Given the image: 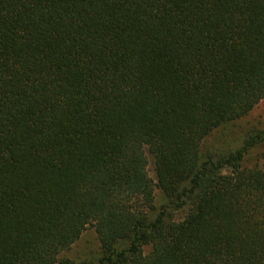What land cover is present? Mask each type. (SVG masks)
<instances>
[{
  "label": "trees",
  "instance_id": "trees-1",
  "mask_svg": "<svg viewBox=\"0 0 264 264\" xmlns=\"http://www.w3.org/2000/svg\"><path fill=\"white\" fill-rule=\"evenodd\" d=\"M262 99L264 0H0V264H264Z\"/></svg>",
  "mask_w": 264,
  "mask_h": 264
},
{
  "label": "rangeland",
  "instance_id": "rangeland-1",
  "mask_svg": "<svg viewBox=\"0 0 264 264\" xmlns=\"http://www.w3.org/2000/svg\"><path fill=\"white\" fill-rule=\"evenodd\" d=\"M251 131L264 132V99L246 116L215 129L205 138L203 148L206 151L212 150L218 153L220 152L219 149L223 151L227 148L240 145ZM262 150L261 148L250 150L248 162L253 163L258 160L264 164V157L260 155L261 152H264ZM182 216L183 213H179L178 217ZM99 250L97 235L93 228H89L71 248L62 253L61 257L63 260L69 259L70 262L68 264H87L98 256Z\"/></svg>",
  "mask_w": 264,
  "mask_h": 264
}]
</instances>
